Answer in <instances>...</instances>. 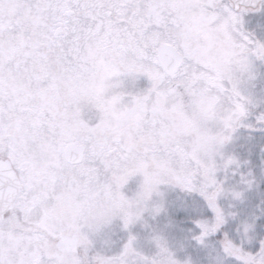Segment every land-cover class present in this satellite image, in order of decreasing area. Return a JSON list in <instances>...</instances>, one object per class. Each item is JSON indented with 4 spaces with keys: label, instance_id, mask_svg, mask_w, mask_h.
I'll return each instance as SVG.
<instances>
[{
    "label": "snow or ice",
    "instance_id": "snow-or-ice-1",
    "mask_svg": "<svg viewBox=\"0 0 264 264\" xmlns=\"http://www.w3.org/2000/svg\"><path fill=\"white\" fill-rule=\"evenodd\" d=\"M0 264H264V0H0Z\"/></svg>",
    "mask_w": 264,
    "mask_h": 264
},
{
    "label": "flooded vegetation",
    "instance_id": "flooded-vegetation-1",
    "mask_svg": "<svg viewBox=\"0 0 264 264\" xmlns=\"http://www.w3.org/2000/svg\"><path fill=\"white\" fill-rule=\"evenodd\" d=\"M139 86H140V87H144V86H146V81L143 80V78H141V80H140V82H139Z\"/></svg>",
    "mask_w": 264,
    "mask_h": 264
}]
</instances>
